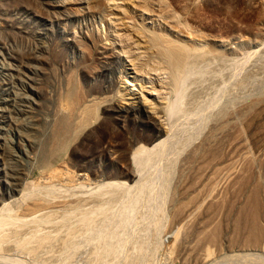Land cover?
<instances>
[{"label": "rangeland", "instance_id": "1", "mask_svg": "<svg viewBox=\"0 0 264 264\" xmlns=\"http://www.w3.org/2000/svg\"><path fill=\"white\" fill-rule=\"evenodd\" d=\"M163 1L167 10L160 12L153 0H0V139H7L9 152L0 153V207L8 204L0 217L22 216L30 227L41 224L38 228L67 225L62 237L71 227L80 231L71 235L79 238L70 240L73 246L61 242L35 252L14 243L16 237L1 241L0 264H186L184 252L168 253L166 232L173 208L186 202L175 195L186 157L211 130L223 143L212 146L218 150L201 164L208 170L198 171L197 181L203 174L204 184L212 183L210 176L225 177L230 168L239 171L248 158L253 168L247 193L238 197L219 245L212 246L215 257L203 264H264V234L255 247L244 245L235 231L238 212L256 190L264 228V0ZM114 7L124 8L120 16L139 48L133 55L121 52L109 21L118 12ZM142 8L157 15L145 19ZM173 19L178 28L167 30ZM176 48L185 53L182 58L172 53ZM144 55L147 64L138 73L133 64ZM157 65L167 69L163 126L137 104L141 83H148V72L155 78ZM125 76L137 80L132 95L123 99ZM64 110H70L74 124L54 156L56 117ZM161 130L165 144L135 178L133 147L148 145ZM58 161L78 174V181L44 179L48 166ZM37 196L54 204L82 201L84 208L54 207L60 210L47 219L22 215ZM87 218L95 222L85 226Z\"/></svg>", "mask_w": 264, "mask_h": 264}, {"label": "bare ground", "instance_id": "2", "mask_svg": "<svg viewBox=\"0 0 264 264\" xmlns=\"http://www.w3.org/2000/svg\"><path fill=\"white\" fill-rule=\"evenodd\" d=\"M153 1H154L155 6H157L158 11L161 12V11L167 10L166 5H165L163 0H153ZM135 5H136V3H135ZM143 7H145V6H143ZM114 8L118 12H114V13L110 14L109 21H110V24L112 26H114L113 29H115L116 38L118 37L120 39V41L122 42L121 45H122L123 51H121V52L123 54L128 55V56H130V53H132L131 55H133L137 52L136 50H138L139 48L137 47V45L135 44V42L131 38L130 34L128 33V27H130V26L127 25V23H125L123 21L122 16H120L121 14H123V12H125L124 8L123 7H114ZM143 10L144 11H142L143 12L142 15L144 16L145 19H150V18H152V16L157 15V14H154V12L152 13V10H150V11H146L145 9H143ZM142 15H141V17H142ZM170 15L171 14H169V16ZM169 23H170V25H169ZM169 23L167 24L168 28H166V27L165 28L167 30L172 31V29H174L177 26L176 25L177 22L175 19H173V20H170ZM177 28H178V26H177ZM182 50H184V49H182ZM171 51H172V49H171ZM172 53H174L177 56L176 58H182L185 54L184 52H182L178 48H176L174 51H172ZM145 56H148V55H144V56L140 57V60L136 61V63L134 62L135 64H133L136 68L135 70L136 71L138 70V73L139 72L141 73V66L142 65L144 66L147 64V62H145L146 64L143 63L144 60L147 58V57L145 58ZM155 69H156V71L154 69H151V68H150V70H147V71L153 70V72L155 71L154 72L155 78L150 77L152 75H150L149 72H148V74H146V75H149V78H148V76H146L148 78L147 79L148 83L144 84V85L141 83V89H142L141 94L142 95H140V98L137 97L138 99H140V101L137 104H138V108L140 109L141 113H143V111H144L146 113L148 112L150 114H153L159 120L160 124L161 123L165 124V120H166L165 117L166 116L163 112H161V110L163 111L162 106H164V104L166 103L165 102V96H164L165 93L163 95V92H164L163 89H165V84H163L164 79L162 78V76H164V74L167 72V69H166V67H161V66H160V68H159V66L155 67ZM143 72L144 71H142V73ZM151 74H152V72H151ZM156 74H158V75L161 74V75H159L157 77ZM136 80H137L136 77L129 78L128 76H125L124 78H122V83L125 84V86H123V87L125 90H127L123 94V96H124L123 99H125V97H127L129 95H132L131 90L135 86V84H133V83L136 82ZM164 83H165V80H164ZM163 85H164V88H163ZM145 91L147 92L148 95L144 94ZM132 93H135V92L132 91ZM115 104H117V102L113 101L112 105H115ZM132 104H134V103H132ZM125 109H124V111H125ZM23 114L28 115V111L23 110ZM70 116H73V115H70V110H64L63 112H61L56 117L57 121H56L55 130H54V134H53V140H52L53 146L51 149V152L53 153L52 155H54V154L56 155V152L59 150V148L62 145H64V143L67 141V139L69 138V136L71 134L74 123L72 122V119ZM88 122L91 123L90 121H88ZM163 124H161V125L163 126ZM216 127L217 126H215V128ZM219 130H220V128H219ZM164 134L165 133L161 130V132L159 133V135L155 139L150 140L148 142V145H145V143L144 144L137 143L133 147V152H132V162H133V169L132 170L133 171H132V173L134 174L135 178L137 177V175L142 174L144 166L147 164V162H149L153 158L154 155L157 156V153H160L163 145L166 142V138L164 137ZM217 136L218 137H216L215 131H214V133H212V130H211L210 134L206 137V139H204V142L203 143L201 142L202 144L200 143V145H198L197 147H194L192 151H189V155L188 154H187L188 156L186 155L187 157H186L185 164L183 162V164L185 166L183 167L184 173H182L183 175L181 174L182 175L181 176L182 177L181 182L175 191V193H176L175 195H178L179 199H182V198L186 199V202L183 201L184 202L183 205L179 204L180 206H178V204H177V207L173 208L172 216L170 219L171 222H170L169 230H167V232H166V233H168V231H169V233L166 234V241L168 244V251H169L168 253L170 254V256L172 257L173 254H175V253L180 254V253L184 252L186 254V255H183L185 257L184 262L186 264H187V262H195L196 264H203V263H206L210 258H212L214 256V250L212 249V246L213 245L214 246L219 245V239H220V236L222 235V229H223L222 225L229 218L230 212L233 211L235 207H237V199L243 192L246 191V189H247L246 187H247V185L251 179L250 171H251V168H253L252 167L253 162H252V159L248 158L246 160L248 162L245 163V165H243L245 167L241 168L239 171L234 169V168L231 169L229 167L230 169L226 168V169H229V171L225 170L226 175L223 178L222 177L221 178H215L214 174H213L214 176H212L213 178L210 176V179H213V180H211L212 183L209 181L211 183V185L209 186L210 188H208L207 192L204 191L205 190L204 187H207L210 184L208 181H206V183L208 182L207 186H205L206 183L203 184L202 181L206 177V176L204 177L205 174H203L202 181L201 180L197 181L196 178L197 177L200 178L202 176V175H200L201 171L203 172V170H205V171L208 170V169L201 170L202 167H200L201 164L205 163V161L207 160V156H209V157L212 156L211 155L212 151L214 152V150H215V152H216V150H218L215 146L217 145V147H218V143L221 146V144L223 143V142L221 143V139L219 142H217L220 138L219 135H217ZM215 142L217 143L214 146L216 149L214 147H212L215 144ZM7 143H8V141L6 138L0 139V153H2V155L4 154V156H6V154H9V152L7 153L8 150H6ZM3 151H5V153H3ZM54 156H52V157H54ZM209 163H210V161H209ZM146 167H148V166L146 165ZM198 167H200V169ZM209 167L210 166H208V168ZM68 168H67L65 162L62 163V162L58 161L55 164L48 166L47 170L43 173V177L47 181L49 180L52 182L54 180L56 182H58L61 179L64 181H67V183H71V182H74L76 180L78 181V176H77L78 174L76 175L73 171L71 172ZM197 169H199V170H197ZM210 169H211V167L209 168V170ZM14 170H16V169H14ZM242 170H243V172H241ZM22 171H24V170L22 169ZM198 171H200V172H198ZM213 171H214V173L218 172V171H215L214 168H213ZM197 172L200 173L199 174L200 176H198V174H196ZM208 172H210V171H208ZM20 173H22V172L20 171ZM218 174H221V173H217L216 174L217 177L219 176ZM196 175H197V177H196ZM15 177H16V175H15ZM24 178H22V179H24ZM216 179H218V180H216ZM24 180H22V181H24ZM40 181H42V180H40ZM45 181H44L45 184H43V185H46V183H48ZM37 182L39 183L38 180H37ZM29 183H31V182H29ZM34 183L35 182H33V184ZM38 183L36 184L37 186L41 184V183H39V184ZM65 184H66V182H65ZM16 185L18 186V184H16ZM71 185H72V183H71ZM196 187H201V189H198L196 191V193H194L195 192L194 189ZM256 191L257 192L254 193L253 197L250 195V197L247 199L248 202L246 201L247 203L243 207V209L241 207V209H240L241 211L238 212L239 214L237 215V219H236V223H235V231L237 232L239 237L243 236V240L241 242L246 246H255V247L261 242V240H262L261 238L264 234V228L263 227L261 228L262 225L260 223L259 215L257 212L259 210L258 207H260V205H261L262 199L260 197L258 190H256ZM24 192H26V191H24ZM246 193H247V191H246ZM246 193H244V194H246ZM37 197L38 198L35 197V199H33L34 197L31 198V200L33 199V201L31 202V204H28V206H26V208H24L25 213L23 212L22 215L27 214V216H28L29 214L30 215L40 214L41 216H44V217L48 216L49 217L53 213L55 215V212L59 211L60 209L71 211V212L78 210V212H79V210H80L79 208L83 207L82 201L69 202L67 200H61V202L56 201L54 204L53 201H55V200L51 201L50 199H45V197H41V198H39V196H37ZM180 197H182V198H180ZM245 198H247V197H245ZM56 203H57V205H56ZM173 203H174V200H173ZM181 204H182V202H181ZM2 205L3 206L0 207L1 211H3L8 206V204L7 203L4 204V202ZM103 206H101V207H103ZM54 207H58L60 209H56ZM83 208H82V210H83ZM97 209H100V208H97ZM101 210L102 209H100V212H102ZM7 211H10V210H7ZM70 216H72V215H70ZM1 217H0V244H1V241H4V242L6 240L9 241L10 239H12V237H14V239L16 237L18 240H12V241H17L14 243H18V246H20L21 248L27 249V251L35 252L36 250H38L41 247L45 248L47 246L55 245V244H56L55 245V247H56V246L60 245L61 242L65 243L66 245L67 244L72 245L71 242H73V241L76 242L77 239H79L76 237L78 236V233H80V231L79 232L75 231V229L72 227L70 229H68L69 227L67 225H64V227L67 226L68 231H67V233L65 232L63 234V237H62L60 232H62L63 229L65 231L64 227L61 228V226H63V225L53 224L49 227L45 226L44 228L43 227L38 228L41 225L40 224L37 227H30L31 226L30 223H29L30 226H28V224L22 220V218H21L22 216L21 217L19 216L16 219H14L15 216L14 217L10 216L7 218H1ZM49 219H52V218L50 217ZM92 219H94V218L84 219V220H82V224H84L85 226L87 224L90 225V224H92V222H95L94 221L95 219L93 221H92ZM157 220H158V224H159V219H157ZM160 221H161V219H160ZM162 222H161V224H162ZM69 224H70V222H69ZM82 224H81V226H83ZM161 224H159V225H161ZM44 225H45V223H44ZM159 225L156 224V227L158 226L157 228H159ZM85 226H83V227H85ZM94 226H95V223H94ZM92 227L87 226V229L92 228ZM95 228H96V226H95ZM95 228H93V229H95ZM81 229H84V228H81ZM77 230H78V227H77ZM76 232H78L77 236L74 237L75 240H73L71 238L73 236H71V235L72 234L74 235ZM85 232H88V231L86 230ZM81 235L82 234H80L79 236H81ZM95 238H93V239H95ZM70 240H71V242H70ZM237 240H238V238L233 239L231 244H233L234 242H237ZM96 241H98V239H96ZM96 241H94V242H96ZM98 242L101 243L100 240ZM98 242H97L96 246H98ZM57 243H59V244L57 245ZM7 244H9V243H7ZM75 245H76V243H75ZM15 246H17V244H15ZM1 248H2V246H1ZM98 248H99V246H98ZM98 248H97V250L102 251V248L101 249H98ZM103 248H104V250L106 249V247H103ZM16 249H18V248H16ZM55 250H52V251H55ZM104 250H103V253H104ZM2 251H3V249H2ZM99 252L97 253L98 255H99ZM129 258H131V256ZM130 264H132V262Z\"/></svg>", "mask_w": 264, "mask_h": 264}]
</instances>
